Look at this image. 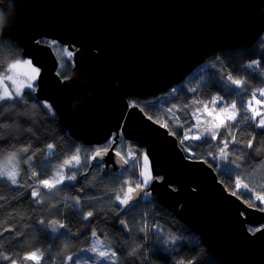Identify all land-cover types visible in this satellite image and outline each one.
Listing matches in <instances>:
<instances>
[{"label":"water","instance_id":"obj_1","mask_svg":"<svg viewBox=\"0 0 264 264\" xmlns=\"http://www.w3.org/2000/svg\"><path fill=\"white\" fill-rule=\"evenodd\" d=\"M0 9L2 33L41 69L36 97L73 138L101 145L119 131L144 146L154 174L145 191L223 264H264V209L232 195L211 164L189 159L165 125L129 100L168 91L215 51L254 43L264 34V0H4ZM43 38L73 52L69 76ZM105 160L104 175L130 167L111 153Z\"/></svg>","mask_w":264,"mask_h":264},{"label":"trees","instance_id":"obj_2","mask_svg":"<svg viewBox=\"0 0 264 264\" xmlns=\"http://www.w3.org/2000/svg\"><path fill=\"white\" fill-rule=\"evenodd\" d=\"M41 41L51 44L57 53L59 74L69 76L73 64L72 58L69 60L64 52V47H68L57 40L43 38ZM22 52L15 40L0 32V75L7 72V66L13 61L24 58ZM254 61L260 62L257 68H248ZM228 75L244 81L243 86L237 89L227 80ZM260 86H264V34L252 44L211 53L184 81L166 92L144 98L131 96L129 100L136 101L148 116L165 125L179 141L188 137L182 147L193 151L196 159L211 164L229 191L236 192L247 204L264 209L255 199L256 195H264V129L256 128L249 118L251 113L244 111V105L252 99L251 93ZM237 92L240 95H236ZM217 96H223L225 103H237V118L227 121L228 127L216 129L218 138L212 140L208 134L195 129L197 119L192 114L198 108L202 110L204 104L212 108L211 99ZM44 104L49 103L38 99L34 90L22 92L16 102H0L3 124L10 120L8 109L27 111L33 105L38 121L32 125L31 121L20 117L22 131L17 134L0 126V156L15 151L22 166L16 185L0 178V256L13 257L17 264H31L22 257L39 251L40 264H65L69 255L91 244L95 231L118 253L117 264H223L208 251L201 237L176 213L161 205L155 195L132 202L125 211H120L115 194L126 181L137 178L138 169L127 168L104 175L101 167H89L85 159L96 146L73 138L60 123L56 111L53 108L48 111ZM259 110L262 111L261 106ZM197 135L200 140L195 139ZM121 137L120 149L128 142L138 154L146 153L144 146ZM253 137L254 149H248L247 142ZM222 139L229 140L226 158H221L219 152ZM49 143L54 145L52 149H47ZM25 148L27 152L23 151ZM76 148L80 149L83 159V171L77 180L57 186L51 192L41 187L40 196L32 197L30 193L38 186V180L50 178L55 167L76 154ZM33 171L38 173L36 177L32 176ZM237 178L239 188L235 187ZM77 195L80 204L74 206L73 196ZM36 199L43 203H35ZM87 211H93L94 215L84 221L82 216ZM120 219L127 222V228L119 224ZM39 220L45 223L41 225ZM52 221L58 224L53 225ZM59 224L66 227L61 229ZM54 226L55 232L52 231ZM0 264L10 262L0 259Z\"/></svg>","mask_w":264,"mask_h":264},{"label":"snow or ice","instance_id":"obj_3","mask_svg":"<svg viewBox=\"0 0 264 264\" xmlns=\"http://www.w3.org/2000/svg\"><path fill=\"white\" fill-rule=\"evenodd\" d=\"M55 42H53L54 44ZM48 47H52L51 44L47 45ZM66 56L69 60H71L73 56V52L65 49ZM259 61H254L252 64L247 65L248 68H257L259 65ZM7 75H0V102H16L17 98L22 95V89L27 88L29 92H31L34 88V84L37 82L41 75V69L39 67H34L32 65L31 60H24L19 61L17 60L14 63H11L7 66ZM227 80L237 87V89L241 88L244 84V81L239 79H233L232 75L227 76ZM5 81H8L12 85V90H9V84ZM175 92V89L172 90ZM236 95H240L239 92L236 93ZM252 99L248 100L246 104L244 105V111L246 113H251L250 119L255 123V127L258 129H264V111L258 110L257 107L254 105H259L261 107H264V88H261L259 90V96L261 98H257V93L252 92L251 93ZM212 109L210 110L207 104L203 105L202 110L198 108L195 113L192 115L196 117L197 122H199V113L205 114L207 117H210L213 121H215V129H220L222 127H228L227 121H235L237 118V103L235 101H232L231 103H225L223 96H217L213 97L211 99ZM219 104L220 107L218 109V112L216 111V105ZM43 107L47 109L48 111L52 110L51 104H44ZM3 110L0 109V126H3ZM209 138L212 140H215L218 138L219 133L216 130H210ZM187 137L180 140L181 144L185 143V139ZM121 135L119 131L117 132V135L115 137L109 136L105 139L104 143L107 145L106 147H94L91 149L92 155L90 157H86L85 163L91 167L93 161H95L96 167H101L102 165L108 163V161L105 160V157L111 153V162L115 163V158H120V160L123 161L124 164H128V158H131L134 162L137 161V156L134 155L131 152L125 151L123 154L120 150L121 145ZM196 140H200L201 137L199 135L195 136ZM254 140L255 138H250L247 142V148L248 149H254ZM235 136H232V143H235ZM229 146V140L228 139H222L219 146V152L221 155V158H226L228 153L225 151ZM54 147L53 144L49 143L47 145V149H52ZM23 151L27 152L28 149L25 148ZM185 152L187 153V156L189 159L195 160L196 157L194 154L189 151V148H185ZM74 155H71L68 159L63 160V162L58 166V170L56 173L51 176L50 178H43L38 180V186L34 187L30 193V195L34 198H38L40 196L41 187L45 190H48L51 192L53 189H57L58 185H65L66 182L71 184V182H74L77 180V171L80 170L83 171L82 168V162H81V156H80V149H75ZM139 159L144 161L145 163L148 161V155L147 153H139ZM211 155V153L209 154ZM27 162V161H26ZM235 163V161H233ZM68 174H65V173ZM19 175L18 166L15 164H9L7 175L0 174V177H6L8 181L11 182L12 185L17 184V177ZM38 175L37 172L33 171L32 176L36 177ZM137 179L139 180L138 183H130L125 182L127 184L126 188H122V195L121 194H115V202H117L116 206L120 209V211H125L130 205V201L133 200V193H137L140 195V198L143 199V197H146L148 195H151L150 192L145 191V189L149 188L152 183V176L147 171V168L145 167L139 173L137 174ZM72 187H75L74 184L71 185ZM236 188L240 187L239 178H237V182L235 185ZM244 188L247 189L248 185L245 184ZM232 195H237L236 192H233ZM95 197H93L94 199ZM255 199L259 200L261 202V207H264V195H256ZM74 206H78L80 204V197L73 196ZM35 203L42 204L43 201L40 199H36ZM122 206V207H121ZM133 207L135 205H132ZM94 213L93 211H87L86 215H83L82 218L84 221H88L89 218L93 217ZM39 224L43 225L45 223L44 220H39ZM53 225H57L58 221H52ZM119 224L127 228V222L124 219L119 220ZM66 226L63 224H59V228L64 229ZM52 231H57V228L54 226L52 228ZM253 231H259V229H253ZM92 236L96 237L97 233L95 231L92 232ZM174 242V241H173ZM102 243V242H100ZM89 251H92L93 253L97 254L102 259L111 262V264H115L116 258L118 256V253L116 251H105L102 250L99 245H94ZM0 259H3L5 261H9L10 264H17V259L10 257V256H0ZM22 260L24 262H33V264H40L42 260V255L38 251H31L28 252L26 255L22 257ZM68 261H72L73 257L69 255L67 257Z\"/></svg>","mask_w":264,"mask_h":264},{"label":"rangeland","instance_id":"obj_4","mask_svg":"<svg viewBox=\"0 0 264 264\" xmlns=\"http://www.w3.org/2000/svg\"><path fill=\"white\" fill-rule=\"evenodd\" d=\"M64 48L67 49V50H69L66 47H64ZM24 60H31V59L28 58V57H24V58L19 59V61H21V62L24 61ZM16 61H13L12 63H14ZM72 64L74 65L73 56H72ZM32 65L34 67H37L33 63H32ZM73 65H72V67H73ZM71 70H72V68H71ZM7 74L8 73L6 72V73L1 74V75H7ZM5 82L9 84V90H12L11 83L8 82V81H5ZM36 88H37V82L34 84V88H33L34 93L36 91ZM261 88H264V86H260V87H258V88L255 89V92L257 93V98H261L259 96V90ZM26 90H28V89L27 88H23L22 89V92H24ZM45 102L49 103L48 101H45ZM131 104L132 105H136L137 103H136V101H133ZM254 106L257 107L258 110H259V105H254ZM209 109L211 110L212 108H209ZM218 109H219V107H216V111L217 112H218ZM196 122H197V120H196ZM214 126H215V121H213L210 117H207L205 114H202V112H201V114L199 115V122H197V124L195 126V129L201 131L204 134H208L210 130H216ZM125 145L126 146H124L122 149H120L121 152H122V154L125 151L131 152V153H133L134 155L137 156V161H138V162H134L131 158L126 157L129 160V162H130V167L129 168L130 169H136L137 168L138 169V173H139V171H141L142 169H144L146 167L147 168V171L150 173V175L152 176V178H154V174H153V170H152V166H151V162H150L149 157H148V161L145 163L144 161H142V160L139 159V155L137 153V150L134 147H132L128 142H126ZM93 146H96V147H106L107 145H102L101 144V145H93ZM183 149L185 150L184 147H183ZM189 151H191V150L189 149ZM191 152L195 155V153L193 151H191ZM91 155L92 154H90L89 157ZM65 159H68V158H65ZM81 162L83 163V159L82 158H81ZM18 170H19V175L17 177V180L19 179V177L21 175V171H22V166L20 165V162L18 164ZM57 170H58V166L53 169V172H52L51 176H53L56 173ZM76 171H77V176L82 172L80 170H76ZM65 174H68V173L66 172ZM0 178H2L3 180H7L6 177H0ZM138 182H139V180L136 178V179L132 180L130 183H133L134 184V183H138ZM58 186H60V185H58ZM40 187H42V186H40ZM126 187H127V184H124L123 186H121L120 189L118 190L119 191L118 194H121L122 195L121 189L122 188H126ZM149 192L151 193V191H149ZM149 196H152V195H148L146 197H149ZM144 198L145 197H143V199ZM100 242H102V243H100ZM94 245H99L101 247V249L102 250H105V251H110V250L111 251H115L114 248L111 246V244H110V242L108 240H106L104 238H101V237H99L97 235L96 237H92L91 244L88 247L83 248L80 251H77L76 253H74L73 255H71L73 257V260L72 261H66L65 264H111V262L106 261V260L102 259L101 257H99L97 254L93 253L92 251H89V249H91ZM117 260H118V257L116 258L115 264H117ZM31 264H33V262H31Z\"/></svg>","mask_w":264,"mask_h":264},{"label":"clouds","instance_id":"obj_5","mask_svg":"<svg viewBox=\"0 0 264 264\" xmlns=\"http://www.w3.org/2000/svg\"><path fill=\"white\" fill-rule=\"evenodd\" d=\"M3 2L4 0H0V3ZM6 28H8V25L3 17L2 9H0V32H3ZM7 112L10 120L9 122L3 124V128L10 133L17 134L22 131V126L19 119L20 117L31 121L32 125H36L38 123L34 105L32 106L31 110L26 111L23 109L10 108L7 110ZM9 164H15L18 166L19 158L17 152L10 151L3 156H0V174L7 175Z\"/></svg>","mask_w":264,"mask_h":264},{"label":"flooded vegetation","instance_id":"obj_6","mask_svg":"<svg viewBox=\"0 0 264 264\" xmlns=\"http://www.w3.org/2000/svg\"><path fill=\"white\" fill-rule=\"evenodd\" d=\"M134 97H135V96H134ZM139 98H144V97H139ZM127 141H128V140H127ZM93 166H95V164H94ZM102 166H103V165H102ZM102 166H101V167H102ZM92 168H93V167H92Z\"/></svg>","mask_w":264,"mask_h":264},{"label":"built area","instance_id":"obj_7","mask_svg":"<svg viewBox=\"0 0 264 264\" xmlns=\"http://www.w3.org/2000/svg\"><path fill=\"white\" fill-rule=\"evenodd\" d=\"M262 111H264V107H262Z\"/></svg>","mask_w":264,"mask_h":264},{"label":"bare ground","instance_id":"obj_8","mask_svg":"<svg viewBox=\"0 0 264 264\" xmlns=\"http://www.w3.org/2000/svg\"><path fill=\"white\" fill-rule=\"evenodd\" d=\"M149 192V191H148ZM152 194V193H151ZM130 203H132V202H130ZM39 252V251H38Z\"/></svg>","mask_w":264,"mask_h":264}]
</instances>
